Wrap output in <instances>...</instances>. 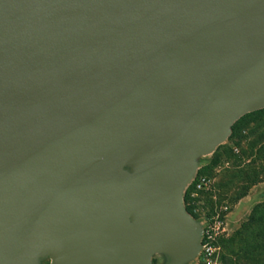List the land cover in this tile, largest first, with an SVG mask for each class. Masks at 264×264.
I'll use <instances>...</instances> for the list:
<instances>
[{
	"label": "water",
	"instance_id": "water-1",
	"mask_svg": "<svg viewBox=\"0 0 264 264\" xmlns=\"http://www.w3.org/2000/svg\"><path fill=\"white\" fill-rule=\"evenodd\" d=\"M264 109V0H0V264H190L201 159Z\"/></svg>",
	"mask_w": 264,
	"mask_h": 264
},
{
	"label": "rangeland",
	"instance_id": "rangeland-1",
	"mask_svg": "<svg viewBox=\"0 0 264 264\" xmlns=\"http://www.w3.org/2000/svg\"><path fill=\"white\" fill-rule=\"evenodd\" d=\"M207 177L209 185L186 190L194 199L192 213L203 224L219 216L223 230L216 237L215 251L208 263L203 256L190 264H260L264 209V109L249 113L233 126L231 136L214 153L201 159L197 177ZM157 255L154 264H164ZM48 264V263H46Z\"/></svg>",
	"mask_w": 264,
	"mask_h": 264
},
{
	"label": "built area",
	"instance_id": "built-area-1",
	"mask_svg": "<svg viewBox=\"0 0 264 264\" xmlns=\"http://www.w3.org/2000/svg\"><path fill=\"white\" fill-rule=\"evenodd\" d=\"M193 183L195 190L200 191L204 190L209 185L210 181L204 176L196 177ZM223 225L224 221L219 216L213 218L212 221L203 224V249L201 256H203L204 260H206L208 263H210L215 251L214 243L218 234L223 230Z\"/></svg>",
	"mask_w": 264,
	"mask_h": 264
},
{
	"label": "trees",
	"instance_id": "trees-1",
	"mask_svg": "<svg viewBox=\"0 0 264 264\" xmlns=\"http://www.w3.org/2000/svg\"><path fill=\"white\" fill-rule=\"evenodd\" d=\"M191 187H194V183L191 185ZM193 203H194V199H192V200L189 199L188 200V198L186 196V206H187L188 211L192 215H193V213H192V205H193ZM260 223L262 224L261 226H263V231H264V209H262L260 211ZM262 237H264V233L262 234ZM261 255H264V242L262 243V245H260V256ZM236 264H243V258H242V256H238L237 257ZM260 264H264V262H261L260 261Z\"/></svg>",
	"mask_w": 264,
	"mask_h": 264
}]
</instances>
